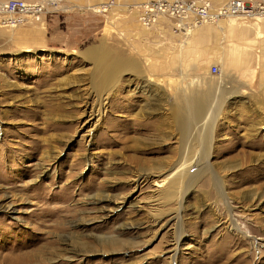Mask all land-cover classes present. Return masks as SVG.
Returning a JSON list of instances; mask_svg holds the SVG:
<instances>
[{
  "label": "rangeland",
  "instance_id": "rangeland-1",
  "mask_svg": "<svg viewBox=\"0 0 264 264\" xmlns=\"http://www.w3.org/2000/svg\"><path fill=\"white\" fill-rule=\"evenodd\" d=\"M41 1V20L0 25V264H264L263 12ZM94 46L134 68L99 96ZM194 99L211 118L202 166L171 113ZM182 145L200 166L179 178Z\"/></svg>",
  "mask_w": 264,
  "mask_h": 264
},
{
  "label": "bare ground",
  "instance_id": "bare-ground-1",
  "mask_svg": "<svg viewBox=\"0 0 264 264\" xmlns=\"http://www.w3.org/2000/svg\"><path fill=\"white\" fill-rule=\"evenodd\" d=\"M53 1L56 0H44V2L46 3H52ZM258 12H263L262 14H264V10L252 12L250 9H248L244 17L254 18L256 17L255 14ZM230 17L238 18L241 16H228L224 18ZM113 55L107 53L105 50H103L102 48L100 49L97 46L89 48L85 53V56L88 58V60L91 61L94 66H96V69H94L90 76V84L92 91L97 96H99V94H102V92H104L105 90H108L110 86H113V83L120 71L134 69L133 64L129 60H127V58L117 59ZM155 85L159 86L158 80L155 82ZM194 100L195 102L191 101L189 104L190 106H185L186 108L183 106H178V104H171V113L174 118V125L176 126L175 128L180 134L181 143L185 144L186 141H194V139L200 143L199 147L201 152H199L201 153V159H197L198 161L201 160L198 164L201 163L202 166L204 165V158L207 156L209 151L208 143L211 133V118L208 114L207 102L203 104L202 101H197L196 99ZM184 146L185 145L181 146L182 153L180 158L178 159L180 162L177 164L179 166V170L176 177L179 178L187 175L189 172L188 170H191V167L193 165H196L197 161L196 157L192 155L193 150L191 151V147L187 145V147L185 146L186 149H184ZM188 153L191 154L190 158L188 156ZM197 166L200 165H196L195 168H197Z\"/></svg>",
  "mask_w": 264,
  "mask_h": 264
},
{
  "label": "built area",
  "instance_id": "built-area-1",
  "mask_svg": "<svg viewBox=\"0 0 264 264\" xmlns=\"http://www.w3.org/2000/svg\"><path fill=\"white\" fill-rule=\"evenodd\" d=\"M161 11L173 18L192 17L198 21H216L219 17L245 16L249 9L242 0H226L214 8L210 2L202 1L196 4L192 0H173L172 2L160 3ZM44 14V3L36 0L27 3L23 0H0V25L15 26L24 22L41 20ZM211 72L216 71L211 66Z\"/></svg>",
  "mask_w": 264,
  "mask_h": 264
},
{
  "label": "crops",
  "instance_id": "crops-1",
  "mask_svg": "<svg viewBox=\"0 0 264 264\" xmlns=\"http://www.w3.org/2000/svg\"><path fill=\"white\" fill-rule=\"evenodd\" d=\"M253 20H254V22H255V25L257 26V21H259V20H261L262 18H260V17H257V18H252ZM220 27V26H219ZM256 28V27H255Z\"/></svg>",
  "mask_w": 264,
  "mask_h": 264
}]
</instances>
